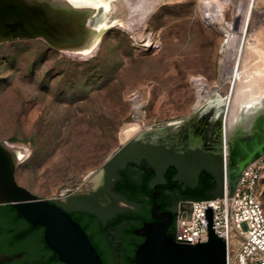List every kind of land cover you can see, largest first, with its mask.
I'll list each match as a JSON object with an SVG mask.
<instances>
[{"label": "rangeland", "instance_id": "obj_1", "mask_svg": "<svg viewBox=\"0 0 264 264\" xmlns=\"http://www.w3.org/2000/svg\"><path fill=\"white\" fill-rule=\"evenodd\" d=\"M147 1L153 8L142 19ZM72 3L94 5L93 24L107 26L95 52L57 49L41 38L0 44V141L23 152L19 184L52 201L90 191L88 181L125 142L193 116L190 129L219 130L224 145L235 86L230 73L218 83L222 62L243 66L250 42L255 61L263 58L264 0ZM222 21L236 42L229 53ZM194 78L216 86L223 104L214 95L199 104ZM136 95L145 126L123 141V127L136 121ZM261 201L264 207V192Z\"/></svg>", "mask_w": 264, "mask_h": 264}, {"label": "water", "instance_id": "obj_2", "mask_svg": "<svg viewBox=\"0 0 264 264\" xmlns=\"http://www.w3.org/2000/svg\"><path fill=\"white\" fill-rule=\"evenodd\" d=\"M74 1V0H72ZM91 12L69 7L66 0H0V44L44 39L50 47H95L104 30L94 32L87 24ZM174 129L166 125L162 129L175 132L187 128V123ZM264 154V141L257 143L248 155L240 159L238 166L227 169L231 190H234L242 170L257 157ZM223 158V156H222ZM18 161L11 148L0 141V205L13 204L15 209L33 225L45 228V242L65 264H104L97 247L84 227L63 207L47 198L34 194L16 179ZM227 165V164H226ZM185 172L189 165H180ZM105 170H99L88 182L96 189L102 182ZM218 191L213 198L224 197V161L215 167ZM210 176L213 174L208 173ZM210 198V199H213ZM204 200V199H202ZM182 204H186L182 202ZM178 207L174 231L169 225L174 219L171 211L158 212L159 205L153 201V220L135 230L145 237L135 251L133 264H227L226 238L215 232L214 207L205 208L208 233L191 243L176 240ZM191 213V209L188 211Z\"/></svg>", "mask_w": 264, "mask_h": 264}, {"label": "flooded vegetation", "instance_id": "obj_3", "mask_svg": "<svg viewBox=\"0 0 264 264\" xmlns=\"http://www.w3.org/2000/svg\"><path fill=\"white\" fill-rule=\"evenodd\" d=\"M165 130L161 127L125 142L105 163L98 188L72 193L63 200H51L70 212L88 235L99 232L102 225L119 216L133 214V217H122L117 227L112 228L117 234V239H112L117 245L112 254L113 264H123L128 245L144 241L145 237L135 230L153 220L154 199L159 213H175L179 203L195 201L184 198L179 182L195 185L204 176L217 182L215 167L222 165L226 147L225 137L224 145L221 143L219 130L211 134L206 129L189 127L175 132ZM180 165L193 168L183 172ZM171 169L176 170L174 179L170 176ZM124 176L137 187L138 196L132 202L127 200L125 192L116 188ZM174 224L175 215L169 231H173ZM44 237L43 226L33 225L18 211L0 208V264H65L48 247Z\"/></svg>", "mask_w": 264, "mask_h": 264}, {"label": "bare ground", "instance_id": "obj_4", "mask_svg": "<svg viewBox=\"0 0 264 264\" xmlns=\"http://www.w3.org/2000/svg\"><path fill=\"white\" fill-rule=\"evenodd\" d=\"M66 1L69 7H73L75 9H84L87 11H93L91 12V16L87 20L88 26L92 28L94 32L99 33L103 30L105 32V30L107 29V26L93 24L92 22L91 17L96 12V7L94 5L76 7L74 6V3H72V1L70 0H66ZM244 3L246 4V2ZM152 8H153V5L150 4L149 1H147V3L139 11L140 17L142 19L145 18V16L148 14V12ZM240 9H241L242 17L247 16L245 15L247 12V6L242 4L240 6ZM220 16L222 17V15ZM228 21H222L223 22L222 24H224V26L222 27L223 31L228 38L227 41H225V45H224V51L226 52L233 50L236 46L235 45L236 42H234L235 40L230 38L232 35V32H231L232 26H231V23H228ZM242 35H243V31H242L241 36ZM99 41L97 42L95 47H72V48H65L63 50L73 52V53H82V54L89 53V52L92 53L97 50ZM252 44L253 43L250 42L245 49V53H244L245 61H244L243 66L232 67V65L229 63L230 59L227 57L226 59H224V61L222 60L223 61L222 62V73H221L218 83L220 84L221 80H223L225 76L230 73L233 75V78H234L233 84L235 86L234 100L232 103L233 104L232 114L230 115L229 123L227 127L225 128L226 147L222 153V154H226L228 170H229V167L231 168L237 167L240 159H243L248 155V150L252 151L254 146L257 143H262L264 141V56L259 61H255V58L257 55L254 53ZM194 80L199 90L198 92L199 93V104L207 100L213 95L216 96L214 101H216L217 104L219 103L223 104L225 100V96L222 95L220 97L215 93L217 92L216 86H214L213 88H208V83L206 81L202 79H198V78H194ZM132 101L136 103V106H135L136 121L134 119L135 122L128 123L123 127V130H122L123 141H126L133 135L140 133V131L142 130V127L145 126L144 113L143 111H141L140 106L137 104L138 96L136 95ZM222 120L224 122V118H222ZM181 125H182V122L181 123L174 122V123L169 124V126L173 127L174 129H177L178 126H181ZM157 130L158 129H150V130L144 131L141 135L152 133ZM221 143H222V140H221ZM10 148L13 151L16 161L19 162L21 158H23L24 156L23 152L19 148H16V147L14 148L10 147ZM258 155L259 154H257L256 157Z\"/></svg>", "mask_w": 264, "mask_h": 264}, {"label": "built area", "instance_id": "obj_5", "mask_svg": "<svg viewBox=\"0 0 264 264\" xmlns=\"http://www.w3.org/2000/svg\"><path fill=\"white\" fill-rule=\"evenodd\" d=\"M224 161V197L179 203L176 240L194 244L208 233L205 208L214 207L215 232L226 238L227 264H264V154L240 173L234 190ZM191 209V213L188 211Z\"/></svg>", "mask_w": 264, "mask_h": 264}, {"label": "trees", "instance_id": "obj_6", "mask_svg": "<svg viewBox=\"0 0 264 264\" xmlns=\"http://www.w3.org/2000/svg\"><path fill=\"white\" fill-rule=\"evenodd\" d=\"M176 175V170L171 169L170 170V176L174 179ZM153 176V173L150 175V177ZM179 184V189L184 191V198L185 199H192V200H202V199H210L213 197L218 196L221 191H218V183L211 179L210 177L204 176L201 178V180L195 184V185H186L181 182ZM116 188L119 190H122L127 194V200L132 202L134 201L138 194H137V187L132 182L131 179L127 178L126 176L122 177V180L116 184ZM0 208L2 209H9L12 211H17L13 204H5L0 205ZM175 220L177 213H174ZM124 216L127 217H133L132 213H128ZM122 216V217H124ZM121 216L109 221L106 225H102L99 232H92L90 233L89 237L94 243V245L97 247L99 253L101 254L104 264H113V252L114 249L117 248V245L114 241H112L113 238L117 239V234L112 232L113 227H117V224L120 222ZM85 229V228H84ZM175 229V224L173 227V231ZM134 232V230H132ZM114 234V236H113ZM139 244L135 245H128L127 247V254L123 258V264H133V259L135 255L136 248Z\"/></svg>", "mask_w": 264, "mask_h": 264}]
</instances>
